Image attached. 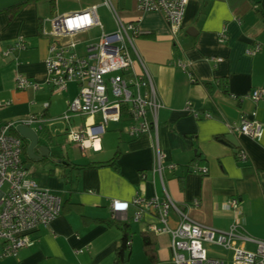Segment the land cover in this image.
<instances>
[{"label":"crops","instance_id":"0c3cea01","mask_svg":"<svg viewBox=\"0 0 264 264\" xmlns=\"http://www.w3.org/2000/svg\"><path fill=\"white\" fill-rule=\"evenodd\" d=\"M23 1L0 0V102H10L0 107V125L31 114L41 116L43 128L37 132L52 159L35 162L24 152L22 159L28 175L60 197L62 209L48 226L31 233L32 246L0 258V264H115L122 234L110 224L112 220L128 224L130 245L124 264H148L142 244L146 234L153 242L154 264H174L169 235L146 231L156 221L153 213L134 222L135 208L130 205L127 219L112 217L111 200L131 202L136 196L163 199L167 195L196 223L217 230L235 223L249 236L264 239V131L256 141L231 128L253 111L264 124V96L256 103L248 96L254 89L264 90V0H188L175 35L161 14L140 11L136 0H111L118 19L133 22L139 30L134 48L162 106L157 112L156 135L132 137L124 114L120 122H108L111 125L93 142L86 140L85 149L69 142L66 133L85 123L98 124L101 116L77 115L84 121L74 126L54 120L78 88L70 83L65 90L52 92L46 85L44 59L49 39L43 30H49L47 19L53 16L94 5L97 14L103 0L77 8H60V0H54L53 8L48 0L29 1L14 14L7 13ZM115 28L112 16L111 30L99 29L108 33ZM19 38L25 48L3 55ZM255 42L260 43L259 51L246 54ZM178 60L189 64L190 74L177 65ZM133 68L140 72V63L135 61ZM16 74L34 80L38 87L16 89ZM239 148L247 154L244 161L235 156ZM157 152L163 156L160 174L152 171ZM113 158V165H101ZM196 167L205 172L194 171ZM230 198L238 201L233 209L224 207ZM169 216V226L175 227L176 214ZM211 247L218 251L207 250L210 256L229 264V251ZM245 247L253 250L255 245L247 242Z\"/></svg>","mask_w":264,"mask_h":264},{"label":"built area","instance_id":"2783aa9c","mask_svg":"<svg viewBox=\"0 0 264 264\" xmlns=\"http://www.w3.org/2000/svg\"><path fill=\"white\" fill-rule=\"evenodd\" d=\"M136 1L140 11L161 14L170 34L179 32L188 0ZM102 4L111 11L116 28L108 33L101 30L97 38L89 43L84 44L76 37L94 27L102 29L95 5L80 12L53 16L47 19L49 30H43L49 39L44 59L46 85L52 92L63 91L70 83L76 84L78 88L77 94L67 102L64 112L54 120L67 123L72 116H101L98 124L85 123L82 128L66 133L68 141L79 145L81 149L86 148V140L93 142L97 139L108 122L118 123L124 114L128 116L130 125L127 132L132 137L156 135L157 112L162 106L153 79L134 48V38L139 30L133 22L125 23L118 19L111 0H103ZM224 39L223 35L220 36L221 41ZM24 48L25 43L19 38L4 50L3 55ZM259 49L260 43L255 42L253 48L246 49L245 52L253 55ZM214 60L220 61L221 58ZM135 61L140 63V72H135L133 68ZM177 65L190 74L188 63L178 60ZM15 87L18 90L36 89L38 85L34 80L16 74ZM248 96L256 103L264 96V90L254 89ZM9 103L1 101L0 107ZM186 109L189 110V106ZM192 114L198 117L196 112ZM42 122L41 116L31 114L0 125V258L15 256L22 248L32 246L35 239L31 237V233L48 226L62 209L60 197L40 187L28 175L22 159L23 140L11 134V130L18 124L31 126L36 123L38 126L35 130H41ZM231 128L232 131L257 141L263 135L264 124L256 119L253 111L242 115ZM235 156L241 161L247 158L242 148L236 150ZM162 158L157 152L153 172L161 173L164 168ZM166 167L173 169L174 166L168 164ZM193 170L205 172V168L196 167ZM237 204L236 198L224 201L227 209H233ZM130 205L135 208L131 216L134 222L140 221L145 213L155 215L156 221L149 223L146 231L169 235L174 264H225L222 258L208 254L207 245L229 251V264H264V239L249 236L235 223L227 230L203 226L190 220L167 195L163 199L158 196H136L131 202L113 199L109 205L112 217L127 219ZM170 212L177 216L175 227L169 226ZM247 242L253 243L255 248L248 250L245 247ZM126 245H130L129 240Z\"/></svg>","mask_w":264,"mask_h":264},{"label":"trees","instance_id":"16d2710c","mask_svg":"<svg viewBox=\"0 0 264 264\" xmlns=\"http://www.w3.org/2000/svg\"><path fill=\"white\" fill-rule=\"evenodd\" d=\"M29 1H38V0H25L23 2H20L10 8H8L6 11L8 14H14L17 10L20 9V7L29 2ZM50 7L53 8L55 5V1L54 0H48ZM11 134L12 135H16L18 136V134L15 132V130H11ZM26 146L27 144L23 143V152L26 153ZM116 156V155H115ZM114 156V157H115ZM114 164V158L102 163L101 165H113ZM110 224H114L115 226H117L120 231H121V242L120 245L118 246V248L116 249L115 252V259H114V263L115 264H124L127 261V248L128 246L126 245V242L129 239V232L127 231L128 229V224L126 222H115L114 220L110 221ZM143 250L144 253L146 254L147 258H148V264H154V262L156 261V256H155V250L153 249V242L150 239L149 235L146 234L143 236Z\"/></svg>","mask_w":264,"mask_h":264},{"label":"rangeland","instance_id":"374dc122","mask_svg":"<svg viewBox=\"0 0 264 264\" xmlns=\"http://www.w3.org/2000/svg\"><path fill=\"white\" fill-rule=\"evenodd\" d=\"M96 1L100 2L101 0H96ZM89 2H91V0H79V1L78 0H76V1L75 0L74 1H67V0H63L62 1V0H60L57 5L60 8L61 7H64V8H77V7H81V5H86ZM97 14L99 16V20H100V22L102 24V27L106 31L111 30V28H112V13H111V11H109V9L106 6L100 5L97 8ZM99 33H100V29L99 28H94L92 30H89L87 33H83V34L77 36L76 39H78L80 42H84V44H86V43H89L90 41H93L95 38H97V35ZM66 94H67L66 92H61L60 95L66 96ZM83 121H84V119H82V118H79L77 116H72L70 118V120H69V124L71 126L82 125ZM108 125L110 126L111 123H109ZM63 146H65V145H63ZM207 250L210 253H214V252L218 251L216 248H213V247L208 246V245H207Z\"/></svg>","mask_w":264,"mask_h":264},{"label":"water","instance_id":"95a60500","mask_svg":"<svg viewBox=\"0 0 264 264\" xmlns=\"http://www.w3.org/2000/svg\"><path fill=\"white\" fill-rule=\"evenodd\" d=\"M14 130L22 140L26 141V156L29 160L37 162L51 158L50 148L46 143H42L35 129L29 125L18 124Z\"/></svg>","mask_w":264,"mask_h":264}]
</instances>
